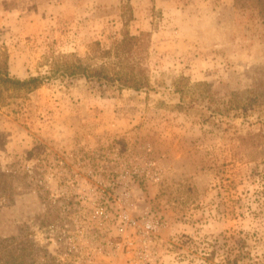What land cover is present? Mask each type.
<instances>
[{
	"label": "rangeland",
	"instance_id": "374dc122",
	"mask_svg": "<svg viewBox=\"0 0 264 264\" xmlns=\"http://www.w3.org/2000/svg\"><path fill=\"white\" fill-rule=\"evenodd\" d=\"M0 61L44 78L0 102L19 264H264L263 0H0Z\"/></svg>",
	"mask_w": 264,
	"mask_h": 264
},
{
	"label": "trees",
	"instance_id": "16d2710c",
	"mask_svg": "<svg viewBox=\"0 0 264 264\" xmlns=\"http://www.w3.org/2000/svg\"><path fill=\"white\" fill-rule=\"evenodd\" d=\"M264 2V0H263ZM135 39V36H128L124 40H122L119 45L122 44H130L132 40ZM130 41V42H127ZM0 102L3 103L5 99L10 96L7 95L9 90L14 91H32L37 89L39 86L43 84V76H30L27 78H20L14 75H11L5 63L0 61ZM123 65L120 66V71L113 74V76H109L108 74H104L102 68L95 69L89 68L81 64V62H77L69 66L68 71L70 74H82L90 77L91 75H96L99 73L105 78L108 79H116L118 81L117 88L122 89L126 87H132L135 89H140L147 85V79L145 77L140 78L136 74L131 71L123 69ZM71 69V70H70ZM99 71V72H98ZM101 78V77H100ZM264 195V189H263ZM245 242V241H244ZM243 242V243H244ZM21 244L19 243L17 237L10 238H1L0 237V264H19L20 260V251ZM9 247V248H7ZM32 260V258H31ZM237 259H233L232 264L236 263Z\"/></svg>",
	"mask_w": 264,
	"mask_h": 264
},
{
	"label": "built area",
	"instance_id": "2783aa9c",
	"mask_svg": "<svg viewBox=\"0 0 264 264\" xmlns=\"http://www.w3.org/2000/svg\"><path fill=\"white\" fill-rule=\"evenodd\" d=\"M96 214L97 215L104 214V210L99 208L96 210ZM119 220H120V223H119L120 231H122V232L127 231V229L134 228L137 224V220L135 218H133L128 212H122L120 214ZM143 226H144L143 230L149 231L151 228H153V223L147 221L146 223H144Z\"/></svg>",
	"mask_w": 264,
	"mask_h": 264
}]
</instances>
